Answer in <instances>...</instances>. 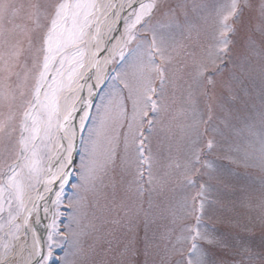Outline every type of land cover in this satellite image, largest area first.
I'll return each mask as SVG.
<instances>
[{
	"label": "rangeland",
	"instance_id": "374dc122",
	"mask_svg": "<svg viewBox=\"0 0 264 264\" xmlns=\"http://www.w3.org/2000/svg\"><path fill=\"white\" fill-rule=\"evenodd\" d=\"M147 2H136L124 14L122 43L105 75L90 80L98 92L94 98L91 95L83 111L76 156L71 159L75 164L54 198L35 264H187L190 242L183 239L187 236L184 226L195 224V215L188 214L185 197L191 205L200 184L208 186L202 230L228 245L199 241L207 258L214 264H264V17L260 8L264 0H241L236 31L230 34L231 43L224 51L218 44L217 11L227 0H157L151 16L136 26V39L128 41L126 22L130 23L139 5ZM153 31L164 39L171 60L162 93L159 80L155 81L161 96L158 111L149 110L140 131L146 148L156 157L153 173L157 182L165 185V195L149 196L146 192L141 197L135 185L138 141L133 142L132 99L121 80L140 87L141 61L147 63L144 39L150 41ZM23 46L25 53L12 68L20 75L9 79L13 88L21 87L12 109L15 131L10 138L0 134V174L19 151V91L30 99L35 84L37 69L26 41ZM0 56V68L5 60L12 63L3 45ZM159 59L157 56V62ZM200 66L214 87L207 79L194 80ZM6 75L0 71V82ZM143 75L154 74L143 69ZM205 90L211 99L203 94ZM209 104L212 120L198 123L200 114L207 120ZM8 114V103L0 98V121ZM57 130L53 129L50 138L37 141L41 182H30L33 187L25 191L23 202L26 194L42 183ZM210 139L213 147L209 150ZM112 149L114 163L107 160ZM197 149L201 163L191 173L195 186H188L183 173ZM83 166L94 170L90 183L84 181ZM4 199L0 248L7 251L19 232L16 226L23 209L15 200L9 207L7 193Z\"/></svg>",
	"mask_w": 264,
	"mask_h": 264
},
{
	"label": "snow or ice",
	"instance_id": "6c2138e0",
	"mask_svg": "<svg viewBox=\"0 0 264 264\" xmlns=\"http://www.w3.org/2000/svg\"><path fill=\"white\" fill-rule=\"evenodd\" d=\"M105 7H112L106 5ZM158 7L157 0H149L147 3L139 5V11L135 13V18L126 22V33L128 41L135 40V29L145 17L151 16ZM261 16L264 17V2L261 3ZM99 5L95 0H0V45L8 49V55L12 61L5 60L4 67L0 71L7 73L0 82V98L8 103L9 114L6 119L0 121V134L5 138H10L15 131L13 121L16 118L12 110L17 100V89L9 83L10 77L15 74L12 68L19 62L25 53L24 42H27V51L32 54L33 67L37 69L35 73V84L31 90V98H26L24 91H19L20 113L19 128L20 136L18 140L19 151L15 160L8 164L5 171L0 174V212H2L5 202V193L8 195L7 203L9 207L12 201L17 202L19 209H23V197L28 188L33 187L31 181L40 183L39 155L37 141L50 138L53 129L59 128L68 131L67 124L72 119L74 108H69L67 114L60 119V94L65 90L71 91L77 70L84 67L85 50L81 45H85L89 30L97 22L96 13ZM241 0H227L220 5L217 11L219 23L218 44L222 46L220 51H224L231 43L230 34L235 33L234 22L239 20L241 14ZM113 15H116L113 13ZM128 41H125L127 43ZM146 44L145 56L147 63L141 61L140 87L133 88L127 79H122L124 89L129 92L132 99L133 114L132 120L135 122L136 133L133 142L136 143V193L143 196L146 192L149 196H164L165 185L158 183L153 173V165L156 157L151 149L145 146L143 127L149 110L156 113L158 111V100L161 98L159 93L163 92L167 80L168 64L171 57L166 55L165 41L153 31L150 41L144 39ZM69 48L74 52L70 53ZM159 56V62L156 57ZM2 58V56H0ZM67 68V78L65 79ZM143 69L154 75H143ZM205 69L200 66L195 70L194 80L200 83L202 79H207V84L214 87L211 78H205ZM54 73V74H53ZM28 79V72L24 73V80ZM156 79L159 80V93L155 85ZM204 95L211 99L209 91L205 90ZM264 103V97H262ZM195 104V101H193ZM123 111V105H119ZM195 111V109H194ZM83 119V118H82ZM212 120V105H208L207 120L200 114L198 123L208 124ZM149 126L152 121L148 120ZM133 124H129L131 131ZM43 134V135H41ZM213 147V140H208L207 148ZM72 148L71 137L67 151L70 153ZM59 159H68L61 157ZM116 159L115 150L108 152V162L114 163ZM201 163L199 149L193 152V158L184 170V178L188 186H195L196 181L192 179V171ZM264 164V159L261 161ZM171 166V165H170ZM210 166V165H205ZM66 165L61 163L55 171L48 170L47 184L59 179L66 181L68 173L65 172ZM180 168V164L175 165ZM84 181L90 183L93 179V169L83 166ZM147 185V187H145ZM208 186L200 184L199 191L191 197L192 204L185 205L190 208L189 215H195V224L185 225L184 230L187 236L183 239L190 242L188 250L187 264H214V261L207 258V253L201 249L199 241H205L210 245H220L227 247V243L212 236L207 229L202 230V219L205 211L206 192ZM38 198H42L38 194ZM11 215V213H10ZM15 217H13L14 219ZM27 223V217L25 218ZM17 229L19 226H16ZM51 235L49 239H51ZM65 264H68L65 261Z\"/></svg>",
	"mask_w": 264,
	"mask_h": 264
},
{
	"label": "bare ground",
	"instance_id": "6f19581e",
	"mask_svg": "<svg viewBox=\"0 0 264 264\" xmlns=\"http://www.w3.org/2000/svg\"><path fill=\"white\" fill-rule=\"evenodd\" d=\"M140 0H97L99 11L97 22L92 26L86 37L84 67L77 73L71 91L65 90L60 96V119L69 108H74L72 119L67 124L68 131L57 130L42 183L31 190L24 199V207L17 224L19 232L8 246L7 251L0 248V264H31L36 263L42 238L49 220L54 198L63 187L65 181L59 179L51 184L45 181L49 168L55 171L61 163L65 164V172L69 169L72 155L67 151L69 137L74 143L88 106L91 95L97 91V85L91 87V79L102 78L110 64L115 50L123 39V16ZM112 7H105L106 3ZM115 13L116 15H113ZM91 93V94H90ZM93 96V95H92ZM68 157V159H59ZM38 194L42 198H38ZM27 217V223L25 218ZM44 229V230H43Z\"/></svg>",
	"mask_w": 264,
	"mask_h": 264
},
{
	"label": "water",
	"instance_id": "95a60500",
	"mask_svg": "<svg viewBox=\"0 0 264 264\" xmlns=\"http://www.w3.org/2000/svg\"><path fill=\"white\" fill-rule=\"evenodd\" d=\"M73 154H74V144L72 145V148H71V155L73 156ZM72 159H73V157H72ZM31 264H35V261L34 262L32 261Z\"/></svg>",
	"mask_w": 264,
	"mask_h": 264
}]
</instances>
